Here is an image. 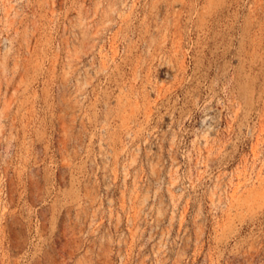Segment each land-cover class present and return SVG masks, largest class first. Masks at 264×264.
<instances>
[{
	"label": "rangeland",
	"instance_id": "rangeland-1",
	"mask_svg": "<svg viewBox=\"0 0 264 264\" xmlns=\"http://www.w3.org/2000/svg\"><path fill=\"white\" fill-rule=\"evenodd\" d=\"M0 264H264V0H0Z\"/></svg>",
	"mask_w": 264,
	"mask_h": 264
}]
</instances>
